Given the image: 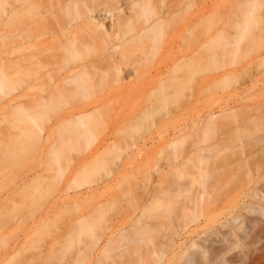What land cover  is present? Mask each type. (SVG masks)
<instances>
[{"label":"rangeland","instance_id":"374dc122","mask_svg":"<svg viewBox=\"0 0 264 264\" xmlns=\"http://www.w3.org/2000/svg\"><path fill=\"white\" fill-rule=\"evenodd\" d=\"M26 1L19 18L7 16L16 0L0 2V76L8 84L0 95V264H93L106 240L128 227L154 197L160 202L146 208L144 221L163 223L152 234L165 241L179 206L173 203L169 212L166 202L180 201L178 188L194 176L177 178L172 168L189 157L181 169L194 172L196 151L215 144L199 154L207 172L202 187L194 184L186 192L195 201L197 190L204 191L200 217L168 244L162 264L189 239L211 248L195 264H264V211H257L264 210V164L259 165L264 155L258 151L264 146L253 139L264 131L239 128L241 119L253 117L251 108L264 102V0H184L183 11L165 28L162 23L155 37L137 38L115 51L89 39L72 0ZM76 1L102 11L113 1L123 13L129 6L126 0ZM163 1L145 3L156 10L175 3ZM250 5L255 19L250 27L255 25L239 40ZM223 29L228 37L216 39ZM66 31L74 32V58L64 48ZM182 50L188 61L183 88L177 80L163 92L166 102L151 103L162 96L156 71L174 67ZM92 63L97 71L87 95L68 92L65 99L31 106L27 94ZM30 76L33 91L27 89ZM84 113H92L86 127L76 120ZM212 114L216 118L209 120ZM26 128L38 137L21 145ZM256 190L260 196H253ZM235 216L238 228L232 226ZM95 237L100 241L93 247Z\"/></svg>","mask_w":264,"mask_h":264},{"label":"bare ground","instance_id":"6f19581e","mask_svg":"<svg viewBox=\"0 0 264 264\" xmlns=\"http://www.w3.org/2000/svg\"><path fill=\"white\" fill-rule=\"evenodd\" d=\"M109 1H112V0H109ZM126 1H127V6L129 5L127 7L126 13H123L122 9H119L116 6L110 5L113 3V1L112 3L111 2L108 4L105 3L106 5L103 11L95 5L85 4V1H82V3H78V1L72 0V3L75 6V8L76 7L78 8L77 17L83 20V25L86 28V31H84V33L89 37L91 41H96L97 44H101L102 42L103 45L106 46V49H110L112 51L121 49L127 44H129V42H132L135 39L138 40L137 38L140 39L143 36L148 37L149 35L151 37L150 34H152V36L155 37L156 32L157 30H160L159 27L162 25V23L166 24L167 22H169V19L175 15L174 13L176 12L179 13L183 11V5H184V0H177V1L175 0L174 4L170 3L171 5L169 4L166 8L164 7L165 9L156 10L157 7H155L154 9V7H151V5L147 6L148 1L145 3V0H126ZM250 1L252 2V0ZM16 2L17 3L11 4V8L9 12L7 13L8 18H19L20 7H23L27 3L26 0H16ZM144 3L146 6L144 5ZM113 4L115 5L116 3H113ZM151 4L153 5V3ZM79 5H81V7ZM251 5L254 6L253 3ZM251 5L248 8V10H246V12L244 13L245 19H243V24H242L243 27L242 25L240 26L238 24L239 33L237 34V36L239 37V40L241 39V37L243 38L247 34V32L249 33V31L252 29L251 28L252 26L254 28L255 24H252L250 27V23H254L252 22V18L254 19V16H253L254 14L252 12ZM137 6L141 8V10L139 8V10L141 11V12L139 11L140 13L137 10H135V7ZM165 6H166V3H165ZM115 8L118 10V13L116 14L112 12V9H115ZM25 10H26L25 7L21 8V12H24ZM5 11L6 10L3 8V12ZM101 12H103V14H101ZM102 15L104 16V18L102 17ZM106 20H108L107 23H105ZM86 24L90 25V27H88ZM167 24L164 26V28L167 26ZM158 32L162 34L163 31L162 32L158 31ZM223 32L221 31V33L219 32V34H216V39L218 38L221 39L223 38L222 36L228 37V35L226 34L228 33L227 30L225 31V29H223ZM75 33L77 34L76 31ZM61 37L64 38V43H65L64 48L66 49V54L71 58H74L75 56H77L78 51L72 48V46L75 43V40L72 39L74 37V32L66 31L61 34ZM186 55L187 54L182 50L181 55L179 56V59L175 63L174 67L170 69H166L167 72L166 70L156 71V73H158L157 75H159V77L157 78V81L159 84V92H161L160 95L162 96L161 98H158L157 100L154 99V101H151V103L152 102L154 103L155 101H157V103L166 102L169 99V95H165L163 92L166 91L168 87L175 88L177 86V83H176L177 80L181 82V84L179 82L178 87L179 85H181L180 87L183 88L185 84L184 70H186L187 68L186 66L188 62ZM109 56L112 57V54H110ZM79 66L80 67L78 68V70H70L69 72H67V74H65V76L60 78L57 82L54 81V83H49L46 87H44L43 89H40L38 93L30 92L29 94H27V99L31 102V106L42 107L53 101L65 99L68 92H79L81 95H87L88 88H90L92 84L93 74L97 71L96 70L97 64L95 63H92L90 65L81 64ZM28 70H34V68H29ZM173 70H176L177 72L179 71V73L176 74V72ZM124 72L125 74H129L128 71H124ZM164 72L169 74V76L165 75L164 77L163 76ZM34 73L36 72L34 71ZM121 74H122L121 69L116 70V76L118 78L122 76ZM32 76L29 77V80H28L29 84L27 86V89L30 91H33L36 87ZM7 87H8V84L6 82V78L3 76H0V95H5L7 93L6 91ZM178 91L179 90H177L175 94H178L179 93ZM148 100L150 99L148 98ZM260 104H262L261 107H260ZM251 110L253 111V113L254 111H256L252 115L253 117L250 118V116L248 115V117H246L248 118L246 121H243L244 119L243 120L241 119L240 121L243 122V125H242L243 127L242 128L239 127V128L243 130V128L245 127L247 128L245 130H248L249 127L247 126L252 125V127H255L256 129L257 127L260 126L258 129L259 130L263 129L264 131V102H261V103L257 102V104H255L251 108ZM227 114H228V111H226L224 115H227ZM91 115L92 113L91 114L84 113L82 115H77L76 120L81 125H85L86 127L89 121L88 118L91 117ZM213 118H216L214 114L210 116L209 120L210 119L213 120ZM85 119H87V122H84ZM29 120L33 122L35 126L38 127V132H39L41 129H40V126L37 124L36 120L33 117H30ZM237 129H235V131ZM240 129H238V131L236 132L239 133ZM255 135H256L255 138L253 137L254 145L257 146V144L260 141L261 143L260 145H262L261 146L262 148L264 146V135L263 134H261L263 136H259L258 134H255ZM36 137H38L37 134L36 136L34 134H31L29 130L26 128L20 134L19 144L25 145L27 143H30L32 140H35ZM175 144L176 142H172L170 145L171 147H174ZM216 146L217 144L213 146H209V147H201L196 151L197 152L196 154L199 156V159H198V166L196 165L191 166V168L195 170L194 172L185 171L184 170L185 168L181 169L189 161V157L184 162H182L181 165L172 168V171H174V175L177 178H185L190 175H194V176L189 177V179L192 178L190 179L192 180L191 184L190 182H188L189 186L185 183V184H182L178 188L177 190L178 192L176 195L179 197H182L180 201L177 202V200L172 199L170 197L166 202L167 205L165 209L169 212H172L173 210V203H179L178 204L179 206H178V214L175 220H173L168 225L167 230L164 234L165 241L158 242L156 237L153 236L152 234L153 228L162 227L163 223L161 222L151 223V222L144 221L143 212L146 210V208H150L153 205L158 204L160 202L159 198L154 197L147 202V204L143 208L142 213L139 214L129 224L128 227H125L124 229L119 230L117 234L109 237L106 240L104 245L99 250L98 256L93 264H162L164 260V256L166 254V249L168 247V244L170 242L172 243L175 239L180 238L182 234L185 232L188 225L198 220V218L200 217V214L197 213L198 211L197 207L199 203L202 201V195L204 194V191H201L200 189L197 190L195 201L192 198H190L188 195H186V192L189 191L190 188L194 184H197L196 186L198 187H202V184L204 183L205 178L207 177V172L203 171V169H201L200 167L205 159L203 157H200L199 154L202 152L212 151L213 149H215ZM241 150L243 151L244 149L241 148ZM258 151H260V153L262 152V154L264 155V147L262 151L261 150H258ZM261 164L263 165L264 161L260 162L259 164L260 167H261ZM258 191L256 190L253 196L255 197L260 196V193H259L260 191L259 192ZM189 202H191L193 205L190 206ZM250 209H252L253 211H256L254 207H250ZM257 211L263 212L264 210L262 208H259ZM238 218L239 217L237 216L232 218L233 228L239 227L237 223ZM213 233L215 235L218 234L217 231H213ZM230 233L232 235L234 234L232 230H230ZM99 241L100 239L98 237H95V241L93 242V247L98 245ZM182 244H183L182 242H179L178 247H181ZM210 249L211 248H205L203 245L196 243V241L189 239L188 244H186V247L179 248V251H178L179 253L174 254L171 260L167 262V264L173 261H175L177 264H195L196 259H199L200 257L205 258L207 253L210 251ZM220 264H226V261L222 260Z\"/></svg>","mask_w":264,"mask_h":264}]
</instances>
